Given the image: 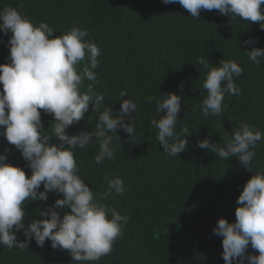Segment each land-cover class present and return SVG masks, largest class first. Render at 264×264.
<instances>
[{"label": "trees", "instance_id": "obj_1", "mask_svg": "<svg viewBox=\"0 0 264 264\" xmlns=\"http://www.w3.org/2000/svg\"><path fill=\"white\" fill-rule=\"evenodd\" d=\"M6 6L17 8L34 22H47L56 32L53 38L73 25L87 29L85 39L101 50L94 70L100 81L95 90L104 94L105 105L113 114L119 111L122 99L132 98L138 105L136 135L130 139L118 130L114 160L95 164V145L75 152L79 175L90 186L94 199L130 217L113 251L96 264H225L223 238L216 236L213 228L221 218L235 222L236 201L244 185L255 172L264 171V140L254 149L256 156L248 170L235 157L225 160L209 149H199L196 141L210 139L223 145L240 121L264 132V58L259 66L253 64L243 53L251 47L245 49L242 44L252 37L258 40L252 47L264 49V31L259 25L224 16L218 10H202L196 20L178 3L165 5L162 0H0V9ZM261 10L264 14V5ZM10 36L0 33V64L10 63L6 47ZM199 56L208 57L217 67L222 58L235 60L243 69L240 77H234L240 95H225L226 107L219 117L204 118L198 109L193 110L206 96L202 87L206 70L196 63ZM125 89L128 97L121 98L120 91ZM168 93L181 96L177 131L186 125L192 133L186 150L175 158L163 153L156 140L157 130L150 124L153 117L159 118L156 100ZM148 97L156 99L148 102ZM40 111L50 135L53 118ZM97 118L90 106L85 120L67 131L71 135L94 130ZM0 154L7 156V163L23 169L26 177L31 176L20 151L2 136ZM109 173L124 180L126 191L104 200V177ZM60 198L48 193L47 205ZM25 203L27 226L38 218L43 205L39 201ZM60 214L62 218L64 213ZM17 239L25 241L22 231ZM248 252L259 255L250 245ZM0 264L77 262L66 251L52 249L50 241L40 247L32 240L23 250L0 246Z\"/></svg>", "mask_w": 264, "mask_h": 264}, {"label": "clouds", "instance_id": "obj_2", "mask_svg": "<svg viewBox=\"0 0 264 264\" xmlns=\"http://www.w3.org/2000/svg\"><path fill=\"white\" fill-rule=\"evenodd\" d=\"M162 3H178L196 20L202 10H218L224 16L254 22L264 31L261 10L264 0H162ZM0 33H11L6 42L10 63L0 64V136L20 151L31 171V176L26 177L23 169L7 163V156L0 154V246L23 250L32 240L40 247L47 240L52 249L66 251L77 264H96L113 251L130 217L94 199L90 186L79 175L75 152L95 145L98 148L95 164L114 160V141L120 139L118 130L122 129L130 139L136 135L138 105L132 98L122 99L115 114L105 105L104 94L95 90L100 81L94 70L99 66L101 50L94 41L85 39L89 35L87 29L73 25L53 38L56 32L47 22H34L17 8L6 6L0 9ZM257 43L252 37L242 41L245 49L251 47L243 53L259 66L264 49L252 47ZM196 63L206 70L202 84L206 96L193 110L198 109L204 118L219 117L226 107L225 95H240L234 77H240L243 69L235 60L224 58L218 61L219 67L205 56L197 57ZM85 81L89 83L81 91ZM120 97H128V91L121 90ZM154 99L148 97L147 101ZM90 106L91 112L98 114L94 130L70 135L69 127L84 121ZM40 110L53 118L50 135L46 134ZM180 112L181 96L168 93L156 100L159 118L153 117L150 124L157 130L156 140L167 158L184 152L192 134L186 125L177 131ZM87 119L91 121L90 115ZM53 139L55 143H51ZM262 140L264 132L240 121L225 137L223 145L197 139L196 147L209 149L225 160L235 157L248 170L256 156L254 149ZM104 181V200L113 193H125L120 176L109 173ZM48 193L62 198L49 206ZM36 201L42 202L43 210L26 226L25 202ZM236 204L235 222L221 218L213 228V233L223 238L222 259L225 264H264V171L255 172L246 182ZM21 231L23 242L17 239ZM249 245L259 255L249 254Z\"/></svg>", "mask_w": 264, "mask_h": 264}]
</instances>
